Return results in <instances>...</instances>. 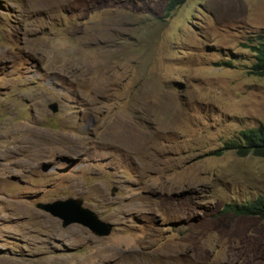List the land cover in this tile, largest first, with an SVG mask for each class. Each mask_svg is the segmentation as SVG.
Returning a JSON list of instances; mask_svg holds the SVG:
<instances>
[{"label":"rangeland","instance_id":"374dc122","mask_svg":"<svg viewBox=\"0 0 264 264\" xmlns=\"http://www.w3.org/2000/svg\"><path fill=\"white\" fill-rule=\"evenodd\" d=\"M168 1L0 0V264H264V219L223 211L264 158L215 153L264 124V0ZM70 197L112 233L38 207Z\"/></svg>","mask_w":264,"mask_h":264},{"label":"trees","instance_id":"16d2710c","mask_svg":"<svg viewBox=\"0 0 264 264\" xmlns=\"http://www.w3.org/2000/svg\"><path fill=\"white\" fill-rule=\"evenodd\" d=\"M187 0H169L166 6L165 16H170L172 11L186 3ZM250 49L253 63L248 66L249 73L264 77V29L252 32L248 37V42L243 44ZM240 54H230V59L219 62V65H233V59L239 58ZM224 150H233L239 156L254 155L264 158V125L249 128L241 131L237 138L225 143ZM215 153L222 154L221 150ZM224 212L233 213L240 216H257L264 219V196H259L254 200L246 202H235L226 204Z\"/></svg>","mask_w":264,"mask_h":264},{"label":"water","instance_id":"95a60500","mask_svg":"<svg viewBox=\"0 0 264 264\" xmlns=\"http://www.w3.org/2000/svg\"><path fill=\"white\" fill-rule=\"evenodd\" d=\"M49 107L53 112L59 110L57 102L51 103ZM38 207L60 217L64 226L79 222L88 226L99 236L110 235L114 228V224L102 220L95 211L83 206V201L80 198L70 197L66 200H56L54 202H39Z\"/></svg>","mask_w":264,"mask_h":264},{"label":"bare ground","instance_id":"6f19581e","mask_svg":"<svg viewBox=\"0 0 264 264\" xmlns=\"http://www.w3.org/2000/svg\"><path fill=\"white\" fill-rule=\"evenodd\" d=\"M21 129H23V127ZM29 131H30V129H29ZM35 137H36V135H35ZM38 137L39 138H35V140L34 139L31 140L32 138L29 139V137L27 136L26 139L23 141L24 144H25V142L26 143H29V146L31 148H33V152L35 153V157L36 158H39V157L43 156L47 152V150H48L47 144L46 143H43V142H45V139H47V137L46 136H43V135L38 136ZM56 140H57V143L59 144L60 138H57ZM55 149H59L60 150L59 147H53L51 150L54 152ZM47 221H49L50 224L55 225V226H57V224H58V222L56 221V219H53V218H50V217L47 219ZM71 230L76 233V232H80L81 231V228L78 227V226H74V227H72Z\"/></svg>","mask_w":264,"mask_h":264},{"label":"clouds","instance_id":"9594fccd","mask_svg":"<svg viewBox=\"0 0 264 264\" xmlns=\"http://www.w3.org/2000/svg\"><path fill=\"white\" fill-rule=\"evenodd\" d=\"M187 1H188V0H187ZM187 1H186V2H187ZM167 3H168V2H167ZM184 4H185V3H184ZM184 4H183V5H184ZM183 5H182V6H183ZM165 12H166V10H165ZM164 15H165V14H164ZM260 29H264V27L258 28L256 31H258V30H260ZM254 32H255V31H254ZM251 34H252V32H251ZM247 42H248V40H247ZM244 43H245V42H244ZM244 43H243V44H244ZM243 44H242V45H243ZM243 46H244V45H243ZM244 47H245V46H244ZM245 48H246V47H245ZM247 49H248V48H247ZM248 50H249V52L251 53L250 49H248ZM230 54H239V53H230ZM230 54H229V55H230ZM240 55H241V54H240ZM240 57H241V56H240ZM240 57H239V58H234V59H233V62H235L236 60L240 59ZM227 59H230V57L227 56ZM248 59H250L251 64H252V63H253V60H254L253 57H252V55H250V57H249ZM225 60H226V59H225ZM222 61H223V60H222ZM220 62H221V61H220ZM251 64H250V65H251ZM218 65H219V62H218ZM233 65H234V63H233ZM233 65H232V66H233ZM250 65H249V66H250ZM223 66H227V65H223ZM247 68H248V71H249V67H248V66H247ZM248 73H249V72H248ZM249 74H251V73H249ZM251 75H254V74H251ZM256 76H258V75H256ZM260 77H263V76H260ZM263 125H264V124H263ZM257 127H258V126H257ZM252 128H254V127H252ZM247 129H249V128H247ZM244 130H245V129H244ZM241 131H243V130H241ZM224 147H225V145L222 147L221 152H223V151H227V150H224V149H223ZM231 151H233V150H231ZM250 155H251V154H250ZM247 156H248V155H247ZM243 157H244V156H243ZM249 201H250V200H249ZM234 203H235V202H234ZM238 203H241V202H238ZM226 204H229V203H226ZM226 204H225V207H226ZM225 207H224V208H225ZM224 208H223V211H224ZM226 213H227V212H226ZM232 214H233V213H232ZM235 215H236V214H235ZM239 216H240V215H239ZM242 216H243V215H242ZM256 217H257V216H256ZM259 218H260V217H259ZM261 219H262V218H261Z\"/></svg>","mask_w":264,"mask_h":264},{"label":"flooded vegetation","instance_id":"af4514ba","mask_svg":"<svg viewBox=\"0 0 264 264\" xmlns=\"http://www.w3.org/2000/svg\"><path fill=\"white\" fill-rule=\"evenodd\" d=\"M59 106V105H58Z\"/></svg>","mask_w":264,"mask_h":264}]
</instances>
